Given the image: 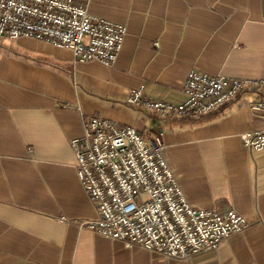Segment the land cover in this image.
Returning <instances> with one entry per match:
<instances>
[{
  "label": "crops",
  "instance_id": "obj_1",
  "mask_svg": "<svg viewBox=\"0 0 264 264\" xmlns=\"http://www.w3.org/2000/svg\"><path fill=\"white\" fill-rule=\"evenodd\" d=\"M127 34L111 67L67 48L0 40V264H264V150L243 133L264 130L241 91L216 110L160 119L125 98L182 100L190 70L264 78V0H73ZM161 132L163 157L189 203L247 221L239 233L186 259L114 241L80 226L98 217L76 175L69 140L85 118Z\"/></svg>",
  "mask_w": 264,
  "mask_h": 264
},
{
  "label": "built area",
  "instance_id": "obj_2",
  "mask_svg": "<svg viewBox=\"0 0 264 264\" xmlns=\"http://www.w3.org/2000/svg\"><path fill=\"white\" fill-rule=\"evenodd\" d=\"M127 29L93 16L73 0H0V40L37 39L67 48L76 61L111 67ZM243 90L264 91V78L208 76L190 70L177 103L146 94L143 85L125 101L160 119L208 114L235 100ZM252 107L264 116V98ZM250 151L264 150V130L243 133ZM76 175L98 217L80 226L114 241L137 245L164 256L186 259L215 249L241 232L247 221L231 210L192 206L163 157L161 132L139 133L109 118L89 117L81 136L69 140Z\"/></svg>",
  "mask_w": 264,
  "mask_h": 264
}]
</instances>
